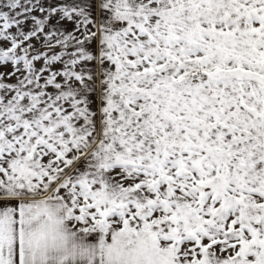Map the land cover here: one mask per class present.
<instances>
[{
	"label": "snow or ice",
	"instance_id": "1",
	"mask_svg": "<svg viewBox=\"0 0 264 264\" xmlns=\"http://www.w3.org/2000/svg\"><path fill=\"white\" fill-rule=\"evenodd\" d=\"M0 264H264V0H0Z\"/></svg>",
	"mask_w": 264,
	"mask_h": 264
}]
</instances>
